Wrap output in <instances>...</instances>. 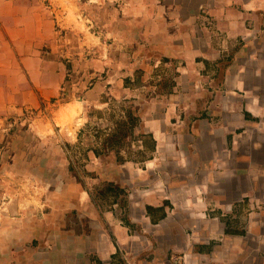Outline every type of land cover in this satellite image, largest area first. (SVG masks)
I'll use <instances>...</instances> for the list:
<instances>
[{
  "label": "crops",
  "instance_id": "0c3cea01",
  "mask_svg": "<svg viewBox=\"0 0 264 264\" xmlns=\"http://www.w3.org/2000/svg\"><path fill=\"white\" fill-rule=\"evenodd\" d=\"M69 2L76 7L74 0H0V126L57 97L47 133L48 125L87 121L74 96L61 98L74 87L66 64L80 53L64 50L68 32L83 20L66 10ZM122 9L135 26L128 32L137 33L130 43L138 51L127 61L150 71L170 59L182 81L141 108L157 143L153 158L137 168L121 164L129 170L120 179L130 187L127 218L107 209L103 220L84 218L86 231L61 211L20 218V231L39 240L22 264H264V0H124ZM178 107L183 120H175ZM147 206H165L166 217L153 223Z\"/></svg>",
  "mask_w": 264,
  "mask_h": 264
},
{
  "label": "rangeland",
  "instance_id": "374dc122",
  "mask_svg": "<svg viewBox=\"0 0 264 264\" xmlns=\"http://www.w3.org/2000/svg\"><path fill=\"white\" fill-rule=\"evenodd\" d=\"M74 1L76 7L69 2L66 10L81 14L83 20H79V27L74 31L68 28L72 37L67 36L71 41L64 50L69 56L71 48L78 49L80 53L73 55L79 59L78 62L66 64L69 73L67 78L74 87H67L61 98L67 96L65 92L74 96L76 104L85 106L87 121L74 118L63 130H53L48 125L50 133H47V123L54 116L53 109L60 98L57 97L47 107L29 108L23 115L9 118L7 123L0 126V264H11L5 250L12 253V264H22L27 259L26 254L29 256L39 245L38 239L32 240L31 234L20 231L24 228L20 218L32 220L54 210L55 216L66 217L68 224L76 223L72 224L73 227L79 226L82 231L88 230L91 225L85 219L94 215L103 220V213L107 209L118 207L120 215L127 218L126 188L130 187L120 179L128 175V168L121 166L123 163L117 160L116 150L107 151V155L102 154V160L97 161L93 151L88 152L87 159L81 147L97 146L99 131L109 130L110 127L123 131V107L133 104L135 114L141 117L143 106H148L155 98L162 99L174 93V87L182 84L177 66L170 59H162L163 63L150 71L136 64L133 59L127 61L125 54L136 53L138 46L137 42L130 43V38H135L137 33H129L127 30L135 26L128 27L121 17L124 0ZM64 16L65 13L62 14L64 24L71 25L72 20L68 22L69 18ZM152 58L154 60L156 56ZM146 72H149L150 77H147ZM125 76L129 78L128 84L125 83ZM122 77L127 88L125 91L119 85ZM111 90L118 92L117 98L110 94ZM94 94L98 95L97 105L88 102ZM112 98L116 101H112ZM107 100L109 102L104 103ZM177 100L182 105V97ZM105 109L107 121L93 114L96 110ZM111 116L114 124H111ZM178 119H184L182 107L176 109L175 120ZM45 122L46 125L43 124ZM87 122L91 123L90 128L86 127ZM77 137L81 141L74 148L78 143ZM136 148L124 146L120 151L121 157H128L127 152ZM71 164L73 169H70ZM134 165L137 168V165L142 164ZM92 204L100 213L91 209ZM251 210L253 206L250 205L248 211ZM56 211L61 213L56 215ZM75 218L85 219L76 222ZM14 221L18 224H11ZM27 227L31 229L33 226ZM8 229L12 231L8 233Z\"/></svg>",
  "mask_w": 264,
  "mask_h": 264
},
{
  "label": "trees",
  "instance_id": "16d2710c",
  "mask_svg": "<svg viewBox=\"0 0 264 264\" xmlns=\"http://www.w3.org/2000/svg\"><path fill=\"white\" fill-rule=\"evenodd\" d=\"M129 78H126L125 83L128 84ZM112 101H116V99L112 98ZM107 102H109L107 100ZM125 103V102H123ZM122 103V104H123ZM111 104V103H110ZM124 105V104H123ZM111 110V108H109ZM112 112V110L110 111ZM96 113L99 119H103L107 121V109L105 110H96L93 114ZM122 115H124V121L121 123L123 126V131L119 132L111 127L109 130L99 131L97 141V146L94 145L93 147H81L83 152H85V156L87 159L88 152L93 151L94 154L99 157L102 154H106L107 151L116 150L118 153L117 160L121 163L126 161H132L135 163H141L142 165L149 159L153 158V153L156 150V140L151 132H147L145 129L142 130V119L140 116L135 114V108L133 104H130L128 107H123ZM92 116V115H91ZM112 120V116L110 121ZM114 120H112L111 124H114ZM91 123L87 122L86 127L90 128ZM80 137V134H79ZM81 138H78V143L74 146H78L80 144ZM69 146V145H68ZM124 146H128L131 148L132 146L137 147L136 150H129L127 152L128 157H121V152ZM73 148V147H72ZM74 167L70 166V169ZM167 203H165L166 205ZM147 214L150 216L153 223H157L159 220L166 217V210L165 206L154 207V206H147Z\"/></svg>",
  "mask_w": 264,
  "mask_h": 264
}]
</instances>
